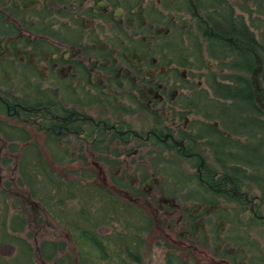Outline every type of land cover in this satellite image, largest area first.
Returning a JSON list of instances; mask_svg holds the SVG:
<instances>
[{
    "label": "flooded vegetation",
    "instance_id": "af4514ba",
    "mask_svg": "<svg viewBox=\"0 0 264 264\" xmlns=\"http://www.w3.org/2000/svg\"><path fill=\"white\" fill-rule=\"evenodd\" d=\"M254 10L264 0H0V123L18 131L6 141L21 146L20 160L37 147L50 165L78 164L85 184L149 211L153 227L166 221L170 238L192 254L204 249L210 264H264L244 260L247 246L233 241L240 235L229 239L238 225L230 213L264 223V205L244 173L228 167L238 156L228 154L225 172L211 166L235 138L208 122L203 74L193 70L249 74L252 56L253 78L264 79V27L256 36ZM218 74L229 84L208 78L213 97L250 84ZM252 83L261 120L262 91Z\"/></svg>",
    "mask_w": 264,
    "mask_h": 264
},
{
    "label": "rangeland",
    "instance_id": "374dc122",
    "mask_svg": "<svg viewBox=\"0 0 264 264\" xmlns=\"http://www.w3.org/2000/svg\"><path fill=\"white\" fill-rule=\"evenodd\" d=\"M250 17V25L253 30H255L254 32H256L257 36L260 32V28L264 27V10H262V12L254 10V14H251ZM260 41H263V39L260 38ZM262 55L264 57V53ZM212 63L213 61H211V65ZM208 67L209 66H206L205 64L201 68L193 69L201 70L203 74V112H206V114L210 115L208 111L211 110L212 116L210 120L207 121L212 124L215 122H221L222 126L219 132L222 133L223 131H227L229 134H232L235 138V140L233 138L234 142L233 145H231L230 147L229 145L227 147L223 146L224 143L222 146H220V148H223L218 151L215 155H213L215 161H211V166L214 165L213 167H216V170L219 172H225L223 171V169L224 166L228 163L227 156L229 154V156H238V158L232 161V163H229L228 167L235 166V168L241 169L242 172L244 170L248 179L251 177L253 178L256 174H258L259 177H264V169L260 167L261 162H264V151L263 154H260V152V155H258L261 160H259L258 162H256L255 160L251 161V163H257L255 165L257 167H260L259 169L255 170L250 166H247V168L245 167L246 162L244 161V159H247V156H245L244 152L240 150L241 148L244 150H252L258 140V137H264V130H261L259 132V135L257 132H255V130H252V132L250 133L247 128L248 123L250 121L258 120V117L253 112L252 107L255 104L254 99L252 100L251 104L249 101L247 102L246 100H244L243 97L234 98L226 96L225 94H221V96L215 95V97H213L212 91H214V89L208 82V78L212 77H216L217 80H222L223 82L224 79H222V77L218 74L219 70L224 71L223 75H229L230 77L233 76L235 80H238L236 78H241V76H244L250 81V84L253 82L254 79L259 82L257 85H259V88L262 91V94L259 93V95L262 96V99L264 100L263 76H255V78H253L252 71L258 68V66H256L255 64V58L250 56L249 74L246 72V70H241L240 68H225L219 66L218 68L211 70ZM206 78L207 80H205ZM228 82L229 81L224 80L225 84H229ZM225 86L228 87V85ZM240 87H242V84H240ZM253 88H255V86H253ZM223 89H225V87ZM240 89L241 88H239V86L234 84L233 91H237L239 96L243 94L242 90ZM224 92L226 93V89L224 90ZM220 114H225L223 116L224 120L220 119ZM4 116V114L0 115V119H2ZM259 121L264 122V115ZM231 123H233L232 126H229V124ZM219 141L220 139L218 140V142ZM235 141L238 142V144H235ZM15 146L18 147V151L13 152L12 147ZM203 147L205 148V146ZM20 153L21 146L17 145L16 143L10 144L6 141L5 136L0 133V189H3V191H6L11 195L9 201L10 214H13L15 211H20L26 217L29 223V228L27 229V231L24 234H21L20 236L24 240L28 241L33 247L36 261L39 264L56 263L55 260L47 261L43 258L40 249L41 243L43 241L60 243V245L57 246V258H65L68 262H70L69 264H72L71 261L73 262V264H81L78 255V249L74 243L73 237L69 230L65 228L58 221V219H56V217L52 216V214L47 211V207L42 205L38 197L34 198L32 196L30 189L26 186L18 168V164L20 161ZM214 162L217 163L215 164ZM179 164L181 163H176V165ZM51 169H53L56 174L59 173L61 176L64 175L68 179L83 180L80 178L81 170L79 168V165L76 163L51 162ZM96 180L97 181L95 182L98 183L103 182L102 179ZM168 180V178H164L165 182H168ZM247 182L251 183L249 181ZM250 189L253 191L254 195H259L260 191L258 190L260 189L258 187L253 188L252 186ZM1 207L4 206L2 205ZM48 207L54 208V204L49 201ZM257 211L259 214L264 216V207L259 208ZM145 213L149 214V211H146ZM235 217V214L230 213L229 218L237 219L238 225H233L234 229L232 230H235L233 231L234 235L231 236L232 234L230 232L229 237L231 238L229 239L232 241L236 237V234L240 235V240L233 241L238 244V248L247 246V257L244 259L247 263H249L248 260L253 263V258L254 260L261 258L263 259L262 261H264L263 221L254 218L251 212L246 211L243 212V215H237V218ZM165 223L166 221H164L163 225H160L156 222V226H152V230H150V232L142 234L141 237L137 239L139 241V243H137V249L140 251L141 254V261L137 264H210L209 260H206L205 255L203 254L204 249L201 248L198 254H192V251H189L188 248H185L184 242L181 241V238H179L178 236H173L170 238ZM217 246H219V244H217ZM229 246H231L230 242L228 244V247ZM3 253L6 256L11 257L16 253V248L13 246H6L3 248ZM189 254L191 256H189ZM192 256H195L197 258L196 262L194 260L192 261ZM211 256H215L214 253H211ZM199 257L202 258V260H200ZM218 259H220V257H218ZM239 260L242 261V258Z\"/></svg>",
    "mask_w": 264,
    "mask_h": 264
},
{
    "label": "trees",
    "instance_id": "16d2710c",
    "mask_svg": "<svg viewBox=\"0 0 264 264\" xmlns=\"http://www.w3.org/2000/svg\"><path fill=\"white\" fill-rule=\"evenodd\" d=\"M228 88L229 86L225 89ZM240 88L243 94L239 96L237 91H233L231 97L249 94L248 101L252 104L251 85ZM259 113L260 109L257 114ZM247 128L250 133L255 130L259 134L264 130V122L252 120ZM0 133L11 139L18 135L17 130L5 129L1 123ZM12 150L18 151V147H12ZM240 150L247 156L244 159L246 168L250 166L255 170L260 167L264 169V162H261L260 167L255 165L257 163H251L253 160H261L258 155L263 154L264 137H258L252 150ZM18 168L32 196L38 197L47 211L71 233L81 264L140 263L137 239L150 232L153 226L152 219L144 211L121 201L102 186L85 184L82 180H66L54 175L51 165L43 159L37 147H26L23 150ZM243 173V179H247L244 170ZM248 181L260 189L264 205V177L256 174ZM10 198V193L0 189V264H39L33 247L20 236L29 228L28 220L20 211L10 214ZM49 201L54 204V208L48 207ZM59 245L57 242L43 241L40 248L43 258L47 261L55 260V264H69L67 259L56 257ZM6 246L15 247L16 253L11 257L6 256L3 253ZM71 263L73 264L72 261Z\"/></svg>",
    "mask_w": 264,
    "mask_h": 264
}]
</instances>
